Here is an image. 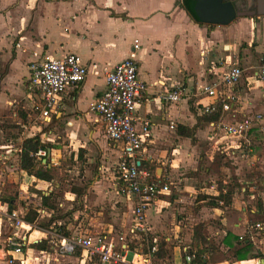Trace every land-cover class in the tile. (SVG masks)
<instances>
[{"label": "crops", "instance_id": "crops-1", "mask_svg": "<svg viewBox=\"0 0 264 264\" xmlns=\"http://www.w3.org/2000/svg\"><path fill=\"white\" fill-rule=\"evenodd\" d=\"M257 1L239 0L238 13L243 15L227 26H218L198 24L185 9V0H0V195L3 187L13 184L19 185L23 192L38 191L46 197L50 195V182L30 176L21 169L19 150H22L23 142L39 135L44 143L52 146L45 151L46 158H41L43 163L50 158L56 162L60 159L59 145L72 148L78 158L89 152L87 156L92 161V156L97 155L96 169L99 172H95L90 190L107 201L119 197L118 200L129 207L130 214L123 217V236L120 237L127 236L132 225L135 198L123 190L116 174L124 146L108 138L101 116L93 112L91 106L107 89L105 72L132 57L138 62L141 80L149 87L139 103L136 116L139 119L147 116L153 123L151 135L138 154L140 161L166 165L170 160L172 170L169 176H165L162 169H156V173L150 172L153 180L170 187L169 177L175 179L181 175L179 183L182 188L179 190L183 195L198 194L201 190L207 198L210 195L217 197L218 192L210 194L199 183L197 174L189 173L198 170L201 155L198 148L206 136L224 155L235 154L244 146L241 139L223 135L218 122L208 123L209 129L206 130L204 110L208 105L221 108L219 121L225 124L235 125L250 115L264 116V87L259 79L264 55V16L250 15L257 10ZM136 40L140 49L135 51ZM69 54L79 56L89 67V75L84 83L59 97L55 117L44 119L42 96L30 90L29 66L45 56L61 59ZM232 65L240 67L243 75L239 84L229 90L234 101L229 102L230 110L224 111L221 96L208 99L202 95V88L222 82ZM176 85L182 86L186 95L178 103H166L162 96ZM36 109L41 110L45 126L44 122L38 124L33 119L31 114ZM23 111L28 114L25 124L32 134L19 138L20 142L19 139L12 141L19 143L15 147L8 144L3 128L19 126ZM221 134L224 137L221 138ZM238 177L245 195L234 200L235 209L239 210L235 213V223L230 225L231 220L225 217L222 231L217 233L221 235V249L229 251L227 258L231 255L234 258L210 262L211 247H201L205 249L207 264H264V238L255 233L258 231L256 225H260L258 219L263 217L259 213L264 211V189L260 194L262 207L257 209L255 193L248 195L243 179ZM165 197H172L171 191L159 197L147 212L150 236L163 243L159 253L163 257L157 256L159 259L168 264H182L183 250L191 248L192 244L182 241L184 229L180 230L179 224H175L173 234L167 233V218L163 211L176 200ZM0 199L2 201V196ZM68 200L74 201V198ZM113 207L115 209L114 204ZM12 209L22 211L15 205ZM36 211L49 216L44 208ZM1 220L7 221L0 214ZM74 220V224H66L70 236L79 233L92 237L115 236L114 224L109 220L98 222L95 229L85 233L79 229L78 217ZM8 225L10 235L27 238L29 255L40 258L32 264H78L77 256L62 255L52 249L48 230L35 228L26 232L11 227L9 222ZM2 233L0 225V237ZM230 235L243 242L236 245L237 241ZM191 238L192 235L187 233L186 240L192 242ZM47 240L51 252L31 248ZM2 241L0 239V259L9 251V246H1L5 244ZM244 241L260 250L261 257L242 260L239 251L245 248L247 243ZM134 254L128 253V259L131 260ZM94 264H99V260Z\"/></svg>", "mask_w": 264, "mask_h": 264}, {"label": "built area", "instance_id": "built-area-1", "mask_svg": "<svg viewBox=\"0 0 264 264\" xmlns=\"http://www.w3.org/2000/svg\"><path fill=\"white\" fill-rule=\"evenodd\" d=\"M134 48L135 51L140 49L138 40L135 41ZM35 56L37 55L35 54ZM231 64L229 63V65ZM29 69L31 72L30 90L41 94L42 116L47 120L55 117L59 108V97L70 88L84 83L89 75V67L84 65L79 56L75 54H69L61 59L45 56L39 61L32 62ZM242 75V69L232 65L222 82L204 86L202 95L208 99H218L221 96L223 110L229 111V102L234 101L229 90L239 84ZM105 78L107 89L92 104L91 110L101 116L108 138L114 142H120L124 146L122 159L116 166V174L123 190L135 198L132 225L127 236L121 237L119 240L109 234L98 237L82 233L67 236L59 230L47 231L50 235L52 249L71 257L81 250V255L76 257L78 264H94L97 260H99V264H168L156 256L160 251L159 240L150 236L147 212L159 197L169 194L171 189L168 184L153 180L151 173L142 168V162L138 157L153 129V123L149 117L145 116L139 119L136 116L139 103L149 87L141 80L138 62L132 57L125 59L114 69L106 71ZM259 79L264 87V55L259 67ZM219 90L221 93H218ZM185 95L183 87L176 85L169 93L162 96V99L166 103H178ZM217 110L216 105L212 104L208 105L204 112L209 114ZM262 119L263 116L257 114L247 116L235 125L220 123V127L231 138H246ZM13 149L17 151L16 148ZM21 152L22 150H19V153ZM45 156V151H40L37 154L39 160ZM0 214L13 228L26 232L37 228L34 224L27 222L19 210L10 209L1 199ZM257 228H261V225L258 224ZM140 239L145 241L146 251L143 245L132 251V242ZM26 241V237L10 236L8 239L9 251L5 254L8 264H32L34 261H40L39 257L29 255ZM132 252L135 254L129 260L128 253ZM182 264L203 263L198 260L195 253L190 252L188 247L183 250Z\"/></svg>", "mask_w": 264, "mask_h": 264}, {"label": "rangeland", "instance_id": "rangeland-1", "mask_svg": "<svg viewBox=\"0 0 264 264\" xmlns=\"http://www.w3.org/2000/svg\"><path fill=\"white\" fill-rule=\"evenodd\" d=\"M31 115L38 124L44 122V120L41 119L40 109L33 110ZM22 117L19 126L13 125L12 127L3 128L5 139L9 141L8 144L11 143L15 145V147H18L19 145L17 144L19 143H13L12 141L17 142L16 139H22L32 134L30 127L26 125L28 122V114L24 112ZM206 123L205 128L207 130L209 126L207 121ZM220 123L221 121L217 123L219 130L223 135L231 138L224 133L220 127ZM43 125L45 126L46 123ZM255 126L256 127L248 134L247 138H238L241 139L244 146H242V150L237 151L235 154H222L219 147L213 144V142L208 141V136L204 137V141L199 145L198 151L201 153L199 157V167L196 172H191L189 175L197 174L198 180L200 181L199 183L203 187H206L210 194L218 192V195H216L217 197L210 195V197L207 198L204 195L206 193H201V190L198 191L199 195L193 193H191L192 195H183L179 190L182 188V184L179 183L182 178L181 175L175 179L169 177L170 180L168 182L170 184L172 197H165V199L173 201L175 198L176 203L172 202L171 206L163 211V214H166L167 218V233L173 234L172 230H174L175 224H179L181 227L180 230L186 229L185 232L184 230L182 231L183 238L181 239L184 242L187 241L191 243V248L195 250H204L205 255V249H201V247H211L209 248L211 249L209 254L210 262L222 261L223 258H227L229 252H225L221 249V235L217 233L222 231V220L225 217L231 220L229 221L230 225L235 223V213L239 210L235 209L234 200L235 198L242 199L243 195H245L244 192H242V186L238 181V176L243 179L242 184L246 187L247 194L251 195L255 193L256 198L254 199V205L257 209L258 206L261 208L263 204L260 194L262 193V189H264V116L261 122ZM223 135L221 134L220 137H224ZM21 139H19L18 142H20ZM59 147L61 153L60 159L56 162L52 161L50 158L48 162L43 163V165H48L53 176V180L50 182L51 192L49 193L53 196L51 204L57 206L58 209L55 211L48 210L49 216L40 214L39 218L34 222L35 227L48 231L59 230L66 234L63 227H67V223L74 224V219L78 217V223L79 221L81 223L79 229L85 233V231L88 232L90 229H95V225L98 222L102 223L104 220H109L113 222L115 227V238L119 240L123 233V217L127 213L130 214V209L127 205L118 200L119 197H111L107 201V199L101 198L100 195L94 194V192L90 190L92 183L95 181L92 180V178L95 177L96 171L99 172V170L96 169L98 162L96 160L97 155L94 154L91 158L92 161H90V157L87 156L89 152H87V154L85 152L84 155L78 158L76 151L72 148H65L63 145H59ZM59 147L57 146V149ZM148 164L149 166L147 167L150 172L156 173V169H162L167 177L172 170L170 167V160L165 163L166 165L162 163L158 165ZM3 188L4 191L0 195L2 196V201L14 198L13 203L17 208H22L20 214L24 219L25 216L30 213V210L36 211V209L39 210L43 208L41 205L42 197L40 193L31 191L23 192L19 189L20 186L15 184ZM231 190L233 192L231 202L226 204L224 201H219V207L213 208L212 204L217 201L220 193H222V191L230 192ZM72 195H75V197ZM68 198H74V201H69ZM113 204L115 205V209ZM216 209L220 211H216ZM250 209H252V207H250ZM54 212L56 213L55 216L60 218L58 227L54 229L45 227L44 224L52 219ZM259 214L263 215V217L258 219L261 228H257L256 225L255 228L258 231H255V233L259 235L258 237L264 238V211ZM44 215L45 217L42 220L41 217ZM0 225L3 230V235L0 239L3 240L2 242H5V244L2 243L1 246L5 245L8 247L9 243L7 237L10 235L7 227L9 226L8 221L1 220ZM187 233L192 235V242L186 240ZM208 238L210 240H208ZM138 241L139 240H137V242ZM169 244H171V242H169ZM5 256L6 255H3L1 257L0 264H4V262L8 264V258ZM233 258L234 257L231 255V258L227 259L230 260Z\"/></svg>", "mask_w": 264, "mask_h": 264}, {"label": "trees", "instance_id": "trees-1", "mask_svg": "<svg viewBox=\"0 0 264 264\" xmlns=\"http://www.w3.org/2000/svg\"><path fill=\"white\" fill-rule=\"evenodd\" d=\"M192 2H193V0H185V5H184L185 9L188 11L190 16L195 19V21L198 24H200V25L205 24L202 21H200L197 18V16L195 15L193 8H192ZM220 109L221 108H218V110L216 112H213V113H209V114L205 113V116H206L205 120L208 123H217L221 117V110ZM51 148H52V146L45 144L43 142L41 136H39V135L26 139L22 145L21 169L24 172H26L28 175L33 176L39 180L46 181V182H52L53 176L50 172V169L48 168V165L47 164L43 165V161H40L37 157V154L40 151H46L47 152ZM147 166H149L148 163L142 162V168L149 171ZM37 193H40V192L37 191ZM232 196H233L232 190L230 192H223L222 191V193H220L219 197L217 198V201L214 204H212L213 208L219 207V201H224L226 204L230 203ZM41 197H42V206L44 209L50 210V211L51 210L55 211L58 209L57 206H54L53 204H51V199L53 197L51 194L47 197L41 194ZM13 199L14 198H10L9 200H3V202L5 204H8L10 209H12V206L14 205ZM55 214L56 213L54 212V216L52 217V219H50L49 221H47L46 224H44L45 227L50 228V229H54L55 227H58V225L60 223V218L56 217ZM39 216H40V212L35 211V210H30V213L27 216H25V220L29 223H34L36 221V219L39 218ZM63 228L65 229L66 235L70 236V232L68 231L67 227L64 226ZM230 236L233 237L237 241L236 245L241 244L243 242V240H239L238 237H235L233 235H230ZM244 243L246 244L247 242L244 241ZM142 245L144 246V249L146 251L147 245L145 244V241L139 240L137 242V240H135L131 244V250L133 251L136 248H140ZM162 245H163V243H159V250H160L159 253L162 251ZM31 248L43 250V251H48V252L52 251L51 247H49V245H48V240H47V242H42L40 244H34L31 246ZM190 252L195 253L198 260H200L203 264H207V261L204 257V250H195L193 248H190ZM159 253H157L156 256H159V257L162 256L163 257V255H160ZM161 254H163V253H161ZM80 255H81V250H78L76 252L75 256L79 257ZM239 257L242 260L243 259L248 260V259H252L255 257L260 258L261 257V251L258 250L250 242V243L246 244V246L243 250L239 251Z\"/></svg>", "mask_w": 264, "mask_h": 264}, {"label": "water", "instance_id": "water-1", "mask_svg": "<svg viewBox=\"0 0 264 264\" xmlns=\"http://www.w3.org/2000/svg\"><path fill=\"white\" fill-rule=\"evenodd\" d=\"M192 8L200 21L218 26H227L243 15L237 12L232 2L225 0H193ZM256 13L264 16V0L257 1V10L250 15L254 16Z\"/></svg>", "mask_w": 264, "mask_h": 264}, {"label": "flooded vegetation", "instance_id": "flooded-vegetation-1", "mask_svg": "<svg viewBox=\"0 0 264 264\" xmlns=\"http://www.w3.org/2000/svg\"><path fill=\"white\" fill-rule=\"evenodd\" d=\"M225 1H230V2H232L233 3V5L235 6V8L237 9V12H239V6L241 5L238 1L239 0H225ZM243 1V0H242Z\"/></svg>", "mask_w": 264, "mask_h": 264}]
</instances>
